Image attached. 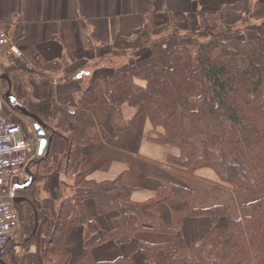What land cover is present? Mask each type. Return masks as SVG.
Instances as JSON below:
<instances>
[{
  "label": "crops",
  "instance_id": "obj_1",
  "mask_svg": "<svg viewBox=\"0 0 264 264\" xmlns=\"http://www.w3.org/2000/svg\"><path fill=\"white\" fill-rule=\"evenodd\" d=\"M262 21L264 0H0V29L17 46L27 48L37 61L36 67L25 56L21 60L0 56V95L11 97L22 109V112L15 110L6 99L4 115L21 127L25 139L35 142L39 137L33 126L35 119H39L47 139H51L41 158L39 141L35 144L24 175L10 188L31 181L26 189H16L14 195L22 202L17 203L16 209L24 206V210L32 211L34 224L31 230L27 225L24 227L25 232H32L26 237L15 235L9 239L0 254L1 264H45L41 247L52 232L61 203L78 194L73 188V178L63 174L60 167L69 144L74 156L85 157L92 168L94 183L120 180L134 188L131 196L134 203L153 199L162 185L170 183L193 193L195 209L223 207L233 220L246 217L255 199L245 191L220 187L209 169L189 176L167 164L169 154L176 151L148 141L152 126L147 116L140 117L127 130L114 131L107 77L98 81L100 96L91 107V114L97 130H103L108 138L88 143L82 136L71 143L76 139L74 132L80 128L63 123L65 115L75 113L81 94L93 79L105 70L114 71L127 58H133L128 67L135 64L141 68L153 63L169 67L168 48L177 42L188 43L187 39L194 36L206 37V31L202 30L184 37L193 29L216 27L222 31L225 27L239 28L244 22ZM176 32L180 34L174 36ZM27 62L32 64V69L26 67ZM223 62L232 67L246 65L243 58H224ZM136 83L145 85L141 81ZM196 93L195 85L186 89L188 98ZM128 108H123L125 120L133 115L126 113ZM163 175L180 176L179 181L187 186L163 179ZM229 190L236 193H227ZM212 192L216 199H210ZM158 210L166 227L175 230L168 207L161 204ZM83 212L87 222L98 225V231L87 239L86 227L66 228L63 248L71 256L70 264L86 257L93 264H152L161 246L179 237L178 230L139 232L133 237L124 234L116 241L96 244L112 229L114 214L98 215L90 198L85 199ZM206 220H185L181 235L186 243L197 242L208 233L209 230L203 232ZM150 235L158 238L146 237Z\"/></svg>",
  "mask_w": 264,
  "mask_h": 264
},
{
  "label": "trees",
  "instance_id": "obj_2",
  "mask_svg": "<svg viewBox=\"0 0 264 264\" xmlns=\"http://www.w3.org/2000/svg\"><path fill=\"white\" fill-rule=\"evenodd\" d=\"M241 26L236 31H232L236 27L222 31L206 27L202 29L206 37L196 45L177 42L167 47L169 67L153 63L105 70L81 94L75 113L64 116L63 125L80 128L71 143L82 136L88 143L108 138L103 130H97L91 114L100 96L98 81L107 77L115 132L127 130L147 116L152 126L148 141L176 151L167 157L171 168L189 176L202 169L213 171L220 187L241 189L255 199L249 205V215L233 220L223 207L195 209L193 193L170 183L162 185L153 199L134 203V188L120 180L94 183L85 157L74 156L69 144L60 167L74 179L78 194L61 203L48 241L41 247L45 264H70L71 256L63 248L68 226L86 227L87 239L98 231L94 221H86L83 203L87 198L95 202L98 215L114 214L112 229L96 244L116 241L124 234L133 237L139 232L178 230L176 241L161 246L152 264H264V21ZM20 49L36 66L27 48ZM224 58H243L246 65L232 67ZM194 85L197 93L188 98L186 89ZM125 106L134 110L129 120L123 118ZM161 204L168 207L175 230L168 229L161 218ZM189 218L211 221L208 233L192 244L181 235ZM222 220L225 231L220 233ZM75 264L93 263L86 257Z\"/></svg>",
  "mask_w": 264,
  "mask_h": 264
},
{
  "label": "built area",
  "instance_id": "obj_3",
  "mask_svg": "<svg viewBox=\"0 0 264 264\" xmlns=\"http://www.w3.org/2000/svg\"><path fill=\"white\" fill-rule=\"evenodd\" d=\"M23 58L21 49L13 43L8 33L0 29V56ZM26 67L32 69L31 63ZM39 139V138H38ZM38 139L27 140L22 136L21 127L11 123L3 114L0 99V251L19 228V215L12 206L11 187L16 179L24 175L31 151Z\"/></svg>",
  "mask_w": 264,
  "mask_h": 264
},
{
  "label": "rangeland",
  "instance_id": "obj_4",
  "mask_svg": "<svg viewBox=\"0 0 264 264\" xmlns=\"http://www.w3.org/2000/svg\"><path fill=\"white\" fill-rule=\"evenodd\" d=\"M238 27H242V26H238ZM198 29H200V28H198ZM239 29L240 28H234V30H232V31H236V30H239ZM200 30H202V28ZM200 30H197V32L200 31ZM187 40L189 41L188 44L196 45L198 42H200L203 39H198L197 36H194L193 38H189ZM197 40H199V41H197ZM127 59H128V61H126L124 64H121V65H127V64L130 65L131 64L130 61H133V58H127ZM245 63H246V60H245ZM126 110H127V112H126L127 114H129V115L133 114V110L132 109L128 108ZM65 174H67V172ZM68 177L71 178L70 176H68ZM163 179H167V180L174 181V182L176 181V183H178V184H182L184 186H187L186 184L181 183V181H179L180 180V176L175 177V176L163 175ZM73 181H74V179H73ZM210 191H216V190H210ZM200 193H201V189H200L199 194ZM227 193H236V191L235 190H229ZM216 198H217V195H215V192H212V195H211L210 199H216ZM25 211H26V214H25ZM17 212H18V214L20 216V220H19V228H18V231H17L16 235L19 238L26 237L29 233H32L31 231L25 232V229H24V227L27 225L28 227H30V230H31V227L34 224L32 211H29V209L24 210V206H22L20 208V210H19V208H17ZM248 215H249V212H248L247 216ZM210 227H211V221L210 220H206L204 225H203V232L209 230ZM224 229H225V220H222L220 222V226H219L220 233H223L225 231ZM146 237H153V239L158 238V237L153 236V235L146 236ZM45 240H46V242L48 241V236L46 237ZM155 259H156V257L153 259L152 262H154ZM5 261H7V258H5ZM15 261L17 262V259ZM9 263H11V262H9ZM117 264H123V262H117Z\"/></svg>",
  "mask_w": 264,
  "mask_h": 264
},
{
  "label": "water",
  "instance_id": "obj_5",
  "mask_svg": "<svg viewBox=\"0 0 264 264\" xmlns=\"http://www.w3.org/2000/svg\"><path fill=\"white\" fill-rule=\"evenodd\" d=\"M9 99H10V102L12 103V105H13V108L15 110H18V111L20 110V112H22V109H20V107L15 103V100L12 99L11 97ZM35 122L36 123H35V125L33 127L37 131V136L41 139L40 143H39V152H38V157L41 158L43 150L45 149V147H48L49 143L51 142V139H47L46 134H45V132L42 129V125H44V124L39 119H35ZM30 182L26 183L25 185H22L21 187L20 186L17 187V189L18 188L19 189H26L30 185ZM13 191H14V189H13ZM12 195H13V193H12ZM12 199H13V197H12ZM14 200L15 199H13V201Z\"/></svg>",
  "mask_w": 264,
  "mask_h": 264
},
{
  "label": "flooded vegetation",
  "instance_id": "obj_6",
  "mask_svg": "<svg viewBox=\"0 0 264 264\" xmlns=\"http://www.w3.org/2000/svg\"><path fill=\"white\" fill-rule=\"evenodd\" d=\"M6 97V98H5ZM2 98H3V100H4V105H8V102H7V100H9V98H8V96H5V95H2ZM7 99V100H6ZM14 197L15 198H17L18 197V195H14ZM19 199H21V198H19ZM17 203H22V202H18V201H15V202H13V206L16 208V207H18L17 206ZM19 210H20V208H19Z\"/></svg>",
  "mask_w": 264,
  "mask_h": 264
}]
</instances>
